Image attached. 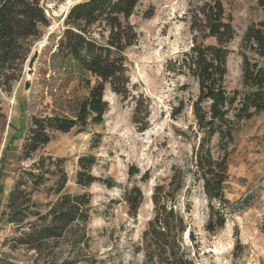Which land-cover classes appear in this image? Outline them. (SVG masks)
I'll use <instances>...</instances> for the list:
<instances>
[{"label": "rangeland", "instance_id": "rangeland-1", "mask_svg": "<svg viewBox=\"0 0 264 264\" xmlns=\"http://www.w3.org/2000/svg\"><path fill=\"white\" fill-rule=\"evenodd\" d=\"M207 0H139L137 13L131 18L138 33V43L127 51L132 91L143 95L149 103L148 123L134 122L135 106L110 90L105 93L109 110L100 125H91L84 132L55 133L51 142L34 159L51 155L65 159L68 182L65 192L76 195L87 192L93 208L88 223L87 243L76 248L61 241L59 248L46 257H36L24 249L12 251L9 240L15 227L0 219V256L20 264H133L141 262L136 253L140 237L153 217L151 194L157 184L167 185L173 168L186 171V194L192 205V220L197 238V264H264V234L260 230L264 215V113L240 125L227 160L230 182L227 198L233 202L252 193L251 206L235 209L224 229L210 234L205 230L208 204L202 184L193 181V147L197 141L192 102L198 94L196 83L183 76L166 72V64L190 49L193 14ZM226 15L232 19L237 38L235 51L228 61L227 89L243 91L242 59L238 54L241 39L248 26L263 19L257 0H220ZM51 26L32 50L22 78L11 92L0 90V114L4 117L0 148V214L14 188L21 168L31 161L19 160L21 148L33 116L59 114L71 116L76 99L88 92L84 77L72 64L46 62L52 48V35L64 29V17L73 0H44ZM55 38V41L57 40ZM36 52L38 57L34 58ZM34 64L30 67L31 61ZM264 64V59L261 60ZM139 98V96H138ZM146 104L140 108L143 122ZM181 109V113L174 114ZM146 127L145 131L141 128ZM188 132L184 138L180 132ZM214 155L221 149L213 142ZM85 155L97 158L93 175L111 180L113 188L100 183L83 191L76 185L79 159ZM134 173L135 175L131 176ZM145 177V181L142 178ZM139 186L143 202L136 217L129 214L124 202L125 190ZM187 193V192H186ZM51 197L50 200H54ZM34 201H47L41 189ZM187 202V199H186ZM97 260V261H96ZM98 262V263H96Z\"/></svg>", "mask_w": 264, "mask_h": 264}, {"label": "trees", "instance_id": "trees-1", "mask_svg": "<svg viewBox=\"0 0 264 264\" xmlns=\"http://www.w3.org/2000/svg\"><path fill=\"white\" fill-rule=\"evenodd\" d=\"M64 19V29L52 35V48L46 62L72 64L81 73L87 94L76 99L71 116L59 114L33 116L21 148L19 160L31 161L21 168L10 191L0 219L15 227L9 240L12 251L24 249L36 257H46L59 248L61 241L71 247L85 245L88 223L92 215L89 193L65 192L68 182L65 159L51 155L34 159L47 146L55 133L84 132L91 125H100L109 110L105 93L110 90L135 106L134 122L149 118V103L143 95H134L127 51L138 43V33L131 22L139 0H73ZM263 19L247 27L239 47L242 59L243 91L229 92L226 81L229 58L237 32L226 15L220 0H207L193 14L190 30L193 43L189 50L168 61L166 72L193 80L198 94L192 102L195 130L193 139V181L202 184L208 204L205 230L214 234L225 228L235 209L251 206L252 193L231 201L226 188L230 182L227 160L240 125L264 113V0H257ZM44 0H0V90L6 93L23 76L25 65L37 42L51 26ZM57 40L55 41V38ZM146 104L143 122L140 108ZM181 113L179 109L174 117ZM4 117L0 114V148ZM148 123V122H147ZM145 131L146 127L141 128ZM184 138L188 132H180ZM221 149L215 157L213 142ZM76 185L83 191L100 183L113 188L111 180L93 175L97 158L85 155L79 159ZM167 185L157 184L151 194L153 217L140 237L136 253L142 260L133 264H197V238L192 220V205L186 194V171L174 167ZM135 175L134 173L131 176ZM0 175V194L3 185ZM145 177L142 181H145ZM43 189L47 201L36 202L34 196ZM187 192V193H186ZM55 197L54 200H50ZM124 202L129 214L136 217L143 202L142 189L125 190ZM187 199V202H186ZM260 230L264 234V215ZM97 261V260H96ZM98 263V262H96ZM0 264H20L0 256Z\"/></svg>", "mask_w": 264, "mask_h": 264}, {"label": "water", "instance_id": "water-1", "mask_svg": "<svg viewBox=\"0 0 264 264\" xmlns=\"http://www.w3.org/2000/svg\"><path fill=\"white\" fill-rule=\"evenodd\" d=\"M66 15H67V14H66ZM66 15H65L64 19L66 18ZM37 57H38V52H36L34 58H37ZM33 64H34V60L31 61V63H30V67H32Z\"/></svg>", "mask_w": 264, "mask_h": 264}]
</instances>
